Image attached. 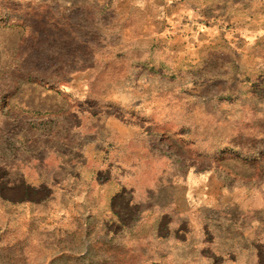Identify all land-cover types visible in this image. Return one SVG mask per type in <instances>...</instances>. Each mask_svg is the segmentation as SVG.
Here are the masks:
<instances>
[{
    "label": "rangeland",
    "instance_id": "rangeland-1",
    "mask_svg": "<svg viewBox=\"0 0 264 264\" xmlns=\"http://www.w3.org/2000/svg\"><path fill=\"white\" fill-rule=\"evenodd\" d=\"M0 264H264V0H0Z\"/></svg>",
    "mask_w": 264,
    "mask_h": 264
},
{
    "label": "trees",
    "instance_id": "trees-1",
    "mask_svg": "<svg viewBox=\"0 0 264 264\" xmlns=\"http://www.w3.org/2000/svg\"><path fill=\"white\" fill-rule=\"evenodd\" d=\"M0 15H1V16H4V15H8V13H3V12H1Z\"/></svg>",
    "mask_w": 264,
    "mask_h": 264
}]
</instances>
